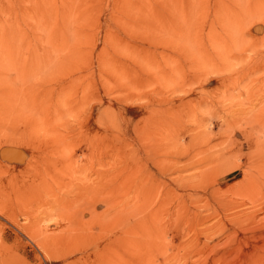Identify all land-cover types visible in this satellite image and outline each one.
I'll list each match as a JSON object with an SVG mask.
<instances>
[{"label":"rangeland","instance_id":"obj_1","mask_svg":"<svg viewBox=\"0 0 264 264\" xmlns=\"http://www.w3.org/2000/svg\"><path fill=\"white\" fill-rule=\"evenodd\" d=\"M262 2L0 0V264H264Z\"/></svg>","mask_w":264,"mask_h":264},{"label":"bare ground","instance_id":"obj_2","mask_svg":"<svg viewBox=\"0 0 264 264\" xmlns=\"http://www.w3.org/2000/svg\"><path fill=\"white\" fill-rule=\"evenodd\" d=\"M235 3V2H234ZM262 3H264V2H262ZM226 6V5H225ZM233 7V6H232ZM239 7V6H238ZM231 9V8H230ZM229 9L227 8V7H224V9H222V10H220L219 12H221L222 14L220 15L221 17H224L225 18V15H229L228 13H229ZM232 12V11H231ZM235 12V11H234ZM236 13V12H235ZM182 16V15H181ZM204 17H205V15H204ZM195 18V17H194ZM203 18V17H202ZM206 18V17H205ZM231 18V17H230ZM238 18V17H237ZM240 18V17H239ZM229 20V19H228ZM240 19H238V21H239ZM231 21V20H230ZM203 22V21H202ZM216 22V21H215ZM199 23V22H198ZM235 25V24H234ZM46 32V31H45ZM12 84H13V82H12ZM8 85V84H7ZM16 85V84H15ZM11 87H12V85H11ZM17 87V86H16ZM16 89H18V88H16ZM18 91V90H17ZM4 92V91H3ZM2 91H0V100L2 99L3 100V102L2 101H0V110H2V109H6L7 110V108H8V106L9 105H11L12 103L10 102L11 100H15V98L17 97V94L15 93V91H12V90H7V91H5L4 93H3ZM6 106V107H5ZM1 112H4V110L3 111H1ZM30 150V149H29ZM30 152H31V150H30ZM29 152V153H30ZM32 167V166H31ZM31 169V168H30ZM29 170V169H28ZM30 171V170H29ZM39 173V172H38ZM32 174V173H31ZM21 175V174H20ZM19 175V176H20ZM24 175V174H23ZM46 175V174H45ZM29 176V175H28ZM21 177V176H20ZM27 181H25V182H27L26 183V187L27 188H29V186L32 184H30V180H29V178L27 177V179H26ZM7 181H9V182H7L8 183V186H10V188L9 187H7L8 188V193H9V195L10 196H15V194H16V192H17V189L19 188L18 187V181H17V172L16 173H13L12 175L10 174L9 175V179L7 180ZM23 182V181H22ZM39 182V181H38ZM32 185H34V184H32ZM39 185V184H38ZM35 186V185H34ZM23 189V188H22ZM20 191V190H19ZM35 191H36V189H35ZM29 192V191H28ZM4 198V197H3ZM0 199H1V196H0ZM31 199H32V197H31ZM17 200V199H16ZM23 200V199H22ZM32 201V200H31ZM30 201V202H31ZM5 204V203H4ZM13 207H14V205H12ZM31 206V205H30ZM17 207V206H16ZM15 211H17V210H15ZM0 215L1 216H5V215H7V209L3 206V204H2V202H1V200H0ZM35 219V218H34ZM33 220V219H32ZM35 221V220H34ZM34 221H33V223H34ZM26 222V221H25ZM32 223V222H31ZM36 223V222H35ZM19 224V223H18ZM37 225V224H36ZM25 227V226H24ZM37 227V226H36ZM33 229H35V228H33ZM37 229V228H36ZM35 229V230H36ZM34 230V231H35ZM40 230V229H39ZM27 234L30 236L31 234H30V232H31V228H30V226L28 227V229H27ZM42 232V231H41ZM3 234H5V233H3ZM40 234V233H39ZM42 235H44V233H41ZM42 235H40V237L42 236ZM2 236H4V235H2V233L0 232V241H2ZM36 236V235H35ZM45 237V236H44ZM32 238V237H31ZM35 238V237H34ZM33 238V239H34ZM48 238V237H47ZM50 238V237H49ZM48 240V239H47ZM47 240H44L45 242H48ZM117 241H116V243H115V241H114V244H118L119 242V240L118 239H116ZM6 241V240H5ZM38 241H40V238H39V240ZM111 241V240H110ZM112 241V242H113ZM7 242V241H6ZM118 242V243H117ZM111 243V242H110ZM125 243V242H124ZM38 244V243H37ZM39 244H40V242H39ZM43 244V243H42ZM41 245V244H40ZM44 245V244H43ZM43 245H42V248H43ZM123 245V244H122ZM46 246V245H45ZM44 246V247H45ZM125 246H126V243H125ZM127 247V246H126ZM14 248V247H13ZM125 249H127V248H125ZM124 250V249H123ZM0 253L2 254V248H1V243H0ZM5 253V252H4ZM1 256V255H0ZM126 259V258H125Z\"/></svg>","mask_w":264,"mask_h":264}]
</instances>
